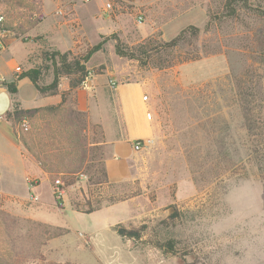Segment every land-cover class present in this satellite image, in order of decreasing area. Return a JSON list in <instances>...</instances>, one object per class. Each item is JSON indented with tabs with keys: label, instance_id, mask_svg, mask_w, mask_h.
<instances>
[{
	"label": "rangeland",
	"instance_id": "obj_1",
	"mask_svg": "<svg viewBox=\"0 0 264 264\" xmlns=\"http://www.w3.org/2000/svg\"><path fill=\"white\" fill-rule=\"evenodd\" d=\"M151 2L142 6L138 23V8L120 11L114 4L105 12L103 0H0L5 48L11 39L26 55L15 75L38 69L47 85L51 53L77 55L102 42L89 72L108 73L109 88L110 80L133 92L144 83L142 99L154 112V136L138 153L135 170L98 184L101 129L87 116L74 115L79 123L66 117L77 110L73 96L56 113L23 118L28 130L17 124L16 147L0 140V210L22 220L25 250L33 254L38 245L44 262L28 256L29 264H264V44L254 31L264 27V0H247L248 13L214 22L207 32L223 0ZM180 18L188 21L167 27ZM190 26L200 30L197 38L158 48L170 67L115 53L116 39L130 49L148 38L165 44ZM240 90L248 107L252 101L262 106L261 120L250 129L242 125ZM32 92L21 86L23 98ZM56 179L63 182L59 198ZM111 201L119 204L116 211L85 215ZM118 226L140 228V239L118 236ZM170 243L167 253L156 247ZM4 246L0 226V254ZM17 258L12 254L11 264Z\"/></svg>",
	"mask_w": 264,
	"mask_h": 264
},
{
	"label": "crops",
	"instance_id": "obj_2",
	"mask_svg": "<svg viewBox=\"0 0 264 264\" xmlns=\"http://www.w3.org/2000/svg\"><path fill=\"white\" fill-rule=\"evenodd\" d=\"M114 4L117 5L116 9L120 11L131 9L130 6H134L133 8H138V13H141L140 15L143 17L144 8L142 6L148 7L152 2L151 0H116ZM140 8L143 10L141 11ZM184 21L188 20L180 18L167 27L175 28ZM19 54L20 50L11 39L6 41L5 50L0 52V140L12 147H16L19 142L10 122L6 119V114L12 109L14 102L17 101L21 109L27 110L56 105L60 101L58 95L40 96L36 90L29 93L28 97L23 98L20 94L21 86L33 87L27 79L17 82L16 94L10 95L8 93L4 85L16 80L14 69L20 61H25L26 55L22 56L24 52ZM107 76H109L108 73L106 75L93 74L88 80L87 86L80 87L75 91V96L77 110L86 113L88 122L92 125H98L101 129V146L104 149L103 169L106 179L109 181L126 177L129 171L135 170L136 157L140 151L135 152L133 144L138 140L152 141L155 128L152 105L147 99H142L144 92L147 91L146 85L138 83L136 92H133L132 89L124 91V87L128 85H119L116 90H112L107 85ZM67 81L61 82L59 85L61 91L68 90ZM139 91H141V97L138 95ZM117 207H119L118 203H111L85 215L116 211ZM125 249L130 252L143 253V251H137L130 247L129 244H125ZM145 256L151 258L148 254Z\"/></svg>",
	"mask_w": 264,
	"mask_h": 264
},
{
	"label": "trees",
	"instance_id": "obj_3",
	"mask_svg": "<svg viewBox=\"0 0 264 264\" xmlns=\"http://www.w3.org/2000/svg\"><path fill=\"white\" fill-rule=\"evenodd\" d=\"M241 10H244V13H248L251 9L249 8V5L247 3V0H223L221 3V14L219 16H211L208 22L205 25L204 32L209 31L212 28V25L214 22H225L227 20L234 21L236 20ZM6 30V26L0 25V30ZM264 27L258 28L255 27V35L257 42L261 45L264 44ZM200 30L196 27L190 26L184 30H182L176 37L171 39L168 43L162 44L160 42H157L153 38L145 39L143 42L138 44L134 48H127L124 46L118 39H116L115 44V53L117 56L126 58L128 60H133L138 63L144 64V66H151L153 68L157 69H164L166 67H170V63H165L166 60H163L161 58V50H158V48L162 47V45L166 46H173L177 47L179 44L189 38V39H195L197 38ZM102 42H99L98 44L94 46H87V48L78 53L77 55H72L70 51L60 53V52H53L51 53V64H52V75L53 79L52 81L47 85H42L40 83V71L38 69H30L27 70L19 75H16V80L5 84V88L7 89L8 93L10 95H14L17 92V82L22 79H27L35 88L37 93L40 96H56L59 95L61 98V102L58 105L55 106H46V107H39V108H33V109H21L18 107V104L14 102L12 109L7 112L6 119L11 123L12 129L14 131V134L16 135V126L17 124L22 121L23 118L33 119L36 115L39 113H56L58 110L63 107V105L66 103V101L72 99L73 105L76 107V96L75 91L81 87L83 82L85 81L89 70L87 68V63L91 56L95 54L96 52L100 51L102 48ZM156 57V58H154ZM155 61V63L153 62ZM186 59L183 60V62ZM62 78H65L68 80V90L67 91H59V85L60 80ZM244 92L240 90L239 94V101L241 103L240 107V115L242 118V125L245 126H251L252 124H257V121L261 120V112H262V106L260 105H253L251 107H248L247 101L245 102L243 97ZM258 94V92H256ZM254 94H251V96ZM74 115H80V116H87L86 113L80 112L78 110H69L66 113V117L73 120ZM259 119V120H258ZM75 120V119H74ZM76 123H79L77 120H75ZM264 123L261 120V124ZM83 127H86V124H83ZM97 127L100 130V127L97 125ZM250 129V127H249ZM100 137L102 139V132L100 130ZM21 141V140H20ZM253 151L255 154H257V142L252 144ZM93 177V176H92ZM101 179L106 181V174L104 169L100 172V176L94 180V184L100 183ZM114 203V202H110ZM109 203V204H110ZM101 206L90 209L89 211L85 212L86 214L91 213L95 211L96 209H99ZM21 221L9 214L8 212L4 210H0V226L2 229V236L4 239V252L0 254V264H11V257L12 254L19 259L18 264H29L28 256H32V258L36 259V261H39L40 263L44 262L42 254L38 251L39 247L36 245L33 250V254L29 250H25V237L26 235L23 234V227H21ZM140 228L139 229H131L128 230L122 226H118L116 228V233L118 236L128 239V240H135L140 239ZM9 245V248L6 247V245ZM38 244V243H36ZM42 243L41 245H43ZM166 248L164 246H156L160 249H162L164 252H169V249H171L172 244H166ZM12 253H11V252Z\"/></svg>",
	"mask_w": 264,
	"mask_h": 264
},
{
	"label": "built area",
	"instance_id": "obj_4",
	"mask_svg": "<svg viewBox=\"0 0 264 264\" xmlns=\"http://www.w3.org/2000/svg\"><path fill=\"white\" fill-rule=\"evenodd\" d=\"M85 2H90L92 0H84ZM104 1V4H103V10L105 12H112L114 10V2L116 0H103ZM137 22L138 23H141L142 22V17L141 16H138L137 17ZM3 24V17L0 16V25ZM6 34V31L5 30H0V52L3 51L5 49V44H4V41H3V37L4 35ZM16 71H19V69L17 68ZM92 77V73L89 72L85 81L83 82L82 85L86 86L87 85V82L88 80ZM109 86L112 90L116 89V83L114 81H109ZM146 99V98H145ZM20 129H21V132H26L28 130V125L26 123L25 120H22L21 123H20ZM151 143V140H138V141H135L134 144H133V150L135 152H139L141 151L143 148L149 146ZM53 192L55 194V196L57 198L61 197V195L63 194V182L60 180V179H56L55 180V183H54V189H53Z\"/></svg>",
	"mask_w": 264,
	"mask_h": 264
}]
</instances>
